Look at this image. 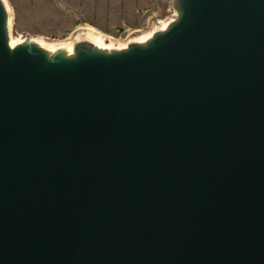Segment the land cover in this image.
Segmentation results:
<instances>
[{"label":"water","instance_id":"obj_1","mask_svg":"<svg viewBox=\"0 0 264 264\" xmlns=\"http://www.w3.org/2000/svg\"><path fill=\"white\" fill-rule=\"evenodd\" d=\"M173 8L65 53L0 0V264H264V0Z\"/></svg>","mask_w":264,"mask_h":264},{"label":"rangeland","instance_id":"obj_2","mask_svg":"<svg viewBox=\"0 0 264 264\" xmlns=\"http://www.w3.org/2000/svg\"><path fill=\"white\" fill-rule=\"evenodd\" d=\"M4 1L14 36L37 35L53 42L87 27L111 38L113 45L125 43L134 30L152 31L175 14L173 0Z\"/></svg>","mask_w":264,"mask_h":264},{"label":"bare ground","instance_id":"obj_3","mask_svg":"<svg viewBox=\"0 0 264 264\" xmlns=\"http://www.w3.org/2000/svg\"><path fill=\"white\" fill-rule=\"evenodd\" d=\"M4 4L6 6L5 1H4ZM6 8L8 9L7 6H6ZM174 15L175 14L173 13L172 18L166 19L167 21H165V22L162 21L163 22L162 25L161 26L159 25V27L154 28L153 30L151 29L152 31L147 30L148 32H146L145 30L144 31L143 30H134L133 31L134 35L131 38L127 37L128 40L126 39L127 41L125 43H119L118 42V43H116V45H113L115 43L111 40V38H108V37L104 36L102 33L98 32L96 30L87 28V27H85L83 30L77 31L75 33V35L73 37H71L70 39H65V40L53 42V41H50V40H48L42 36L36 35L33 40L36 42V44H38L40 47H42L43 49H45L49 52H53V51H56L58 49H62L65 53H72L74 46L78 42H81V41H85L87 43L92 44L94 47H96L98 49H102V50H106V51L112 50V49H120V48L126 46L128 43H140V42L146 41L148 38L151 37L150 35H152V33L154 31L162 30L163 28H165L168 25V23H170V21L173 19ZM10 17L8 20V36H9V43L11 45H13L17 42L24 41L26 38L20 37V36H14L12 34ZM159 23H160V21H159ZM107 41H108V43H107Z\"/></svg>","mask_w":264,"mask_h":264}]
</instances>
